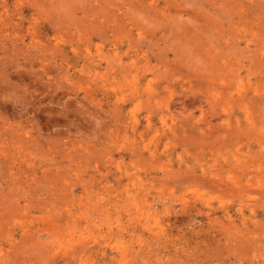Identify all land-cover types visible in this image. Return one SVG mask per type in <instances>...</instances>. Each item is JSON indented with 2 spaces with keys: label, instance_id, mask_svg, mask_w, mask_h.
<instances>
[{
  "label": "rangeland",
  "instance_id": "obj_1",
  "mask_svg": "<svg viewBox=\"0 0 264 264\" xmlns=\"http://www.w3.org/2000/svg\"><path fill=\"white\" fill-rule=\"evenodd\" d=\"M0 264H264V0H0Z\"/></svg>",
  "mask_w": 264,
  "mask_h": 264
}]
</instances>
